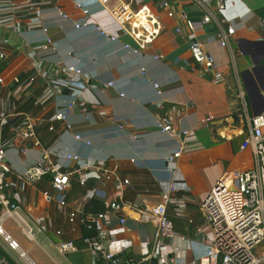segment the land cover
I'll list each match as a JSON object with an SVG mask.
<instances>
[{"label": "built area", "instance_id": "obj_1", "mask_svg": "<svg viewBox=\"0 0 264 264\" xmlns=\"http://www.w3.org/2000/svg\"><path fill=\"white\" fill-rule=\"evenodd\" d=\"M190 1L198 5L203 13L201 22H195L183 14L190 30L192 57L197 63L213 67L212 56L204 42L197 37L196 31L206 23H214L219 43L229 52L236 97L240 103L238 116L247 126V135L241 148H250L253 154L251 168L234 169L231 176L220 178L216 187L201 202L203 220L209 231L204 242L205 252L197 261L198 264H263L264 252L257 255L255 250L264 244V111L258 115L252 113L232 39L236 31L234 22L245 13L230 12V6L237 0H216L215 7L210 0ZM62 2L0 0V26L12 30L30 47L28 50L21 49L11 44L6 36L0 38V65L4 61L7 63L0 72V204L5 208L0 216V236L9 247L21 255L25 254L4 228V220L6 215H10L21 224L19 211L25 203V194L29 188L48 178L49 188L41 192L43 201L47 203L52 200L56 204L63 224H80L86 231L76 239L58 240L56 248L59 252L66 254L90 249L97 264H169L175 260L172 255L177 248L168 205L178 203L183 208L188 199L167 195L163 201L155 204L139 207L130 205L140 214L137 219L145 223V233L143 236L140 234V241L148 242L151 249L140 255H125L133 248V241L116 230L117 226L126 228L127 225V217L116 212L127 205L123 192L131 186L130 178L107 168L105 159L95 160L77 152L54 153L50 147L43 145L37 130L46 123L51 133L56 132L58 124H62L64 131L69 132L74 128L70 115L76 108L86 112L87 105L99 103L93 96L90 76L84 68L59 59H50L52 55H59V46L47 17L55 16L62 22H71L74 29L80 30L93 15V6H99L119 26L121 32L129 36L131 41L122 43L124 49L129 54L139 56L146 52L162 32L163 25L158 11H165L166 15L173 17L175 8L171 0H71L72 8L83 18L76 20ZM92 29L99 40L119 42L118 34L110 32L99 23L92 24ZM177 31L181 29L178 27ZM161 58V53L154 54L155 60ZM21 69L28 74L23 77ZM141 73L151 80L156 92L161 94V83L150 78L146 67H141ZM107 84L114 86L113 81ZM75 86L78 87L76 92H65V89ZM121 96L127 97L124 92ZM28 104L34 108L23 109ZM172 111L176 116H181L176 106H172ZM156 127L173 141L165 161L172 178L168 192H176L179 190L177 160L200 144L192 128L175 126L172 114L160 116ZM6 128L7 138L4 135ZM17 138L22 141L19 147L16 144ZM74 139L86 145L92 143L79 132H75ZM10 149H17L20 154L37 149L42 152L41 159L21 173L16 193L9 190V177L13 172L7 156ZM131 161L136 162V159L132 158ZM90 178L97 179L105 187L113 184L118 192L117 199L110 202V210L84 211L69 199L68 190L72 186V179L86 187ZM105 197V189L91 185L82 201L85 203ZM40 209L36 215H30L32 225L22 226L25 235L36 242L38 233H45L48 226L53 225L52 217ZM189 221L192 222L191 219ZM56 234L61 235L62 229H57ZM0 264L13 262L0 252Z\"/></svg>", "mask_w": 264, "mask_h": 264}, {"label": "crops", "instance_id": "obj_2", "mask_svg": "<svg viewBox=\"0 0 264 264\" xmlns=\"http://www.w3.org/2000/svg\"><path fill=\"white\" fill-rule=\"evenodd\" d=\"M171 2L175 15L169 17L165 11H158L163 25L162 32L146 52L139 56L129 54L124 49L122 43L131 41L129 36L122 33L119 26L99 6H93V15L80 30L74 29L71 22H62L55 16L47 17L59 46V55H52L50 59H59L84 68L90 76L93 96L99 103L87 105L86 112L76 108L70 115L74 128L69 132L64 131L62 124H58L56 132L51 133L46 123L37 132L43 145L50 147L54 153L77 152L95 160L105 159L107 168L130 178L131 186L123 192L127 205L116 212L127 217L126 228L117 226L116 230L133 241V248L125 255H140L151 249L148 242L140 241V234L143 236L145 233V223L137 219L140 214L131 206L155 204L163 201L167 195L172 198H187L188 203L183 208L178 203L168 205V212L174 223V243L177 248L171 254L175 260L169 264H198L197 258L205 252L204 242L209 231L204 223L200 204L216 187L220 178L231 176L234 169L251 168L253 154L250 148H241L247 135V126L241 123L238 116L240 103L236 97L229 52L219 43L215 24L206 23L196 31L197 37L204 42L212 56L213 67L209 68L206 64L197 63L192 57L190 30L183 18V14H186L195 22H201L202 11L190 0ZM210 3L215 7L216 0H210ZM62 5L74 19L83 20L82 15L72 8L71 0H63ZM230 12L245 13L234 22L236 31L232 38L239 71L251 68L256 61L257 64H264V59H258L260 54L245 55L238 47L239 39L264 40V0H237L230 6ZM94 23L118 34L119 42L99 40L92 29ZM178 27L180 32L177 31ZM3 29L11 44L21 49L30 48L12 30ZM156 53H161L163 58L155 60ZM5 64L6 61L0 65V72ZM143 66L147 68L152 80L161 83V94L156 92L151 80L142 75ZM20 73L23 77L28 74L23 69ZM109 81H113L114 86H109ZM77 90L78 87L75 86L65 89V92L74 93ZM122 92L127 97L121 96ZM172 106L180 109L181 116L174 114ZM32 108L34 106L28 104L23 109ZM166 114L174 116L176 127L192 128L200 144L177 160L179 190L172 193L168 192L172 178L166 168L165 156L170 153L173 141L156 127L157 119ZM7 131L8 128L4 133L6 138ZM75 132L91 140V145L75 140ZM7 156L13 170L9 177V190L16 193L21 173L41 159L42 152L37 149L20 154L17 149H10ZM132 158L136 162L131 161ZM91 185L105 189L107 197L83 203L82 200ZM47 188L48 178L29 188L20 210L26 217L20 211L19 215L23 227L33 224L30 215H36L40 208L51 216L53 225L48 226L46 231L50 235L46 236L54 250L50 252L38 241H33L43 252L32 253L14 237L25 252L24 255L9 247L3 238L5 245L0 242V247L8 256L11 254L15 264H97L90 249L66 254L57 250L58 240L76 239L86 231L80 224H63L56 204L52 200L47 203L43 201L41 192ZM68 197L84 211L105 212L110 210V202L117 199L118 192L113 184L105 187L95 178H90L86 187L72 179ZM0 211L1 216L5 212L1 204ZM7 217L12 216L6 215L5 219ZM59 228L62 229L61 235L56 234Z\"/></svg>", "mask_w": 264, "mask_h": 264}, {"label": "water", "instance_id": "obj_3", "mask_svg": "<svg viewBox=\"0 0 264 264\" xmlns=\"http://www.w3.org/2000/svg\"><path fill=\"white\" fill-rule=\"evenodd\" d=\"M238 47L245 55L260 54L258 59H264V40L239 39ZM257 62L251 68L240 72L254 115L264 111V64H257Z\"/></svg>", "mask_w": 264, "mask_h": 264}, {"label": "rangeland", "instance_id": "obj_4", "mask_svg": "<svg viewBox=\"0 0 264 264\" xmlns=\"http://www.w3.org/2000/svg\"><path fill=\"white\" fill-rule=\"evenodd\" d=\"M196 7H198L200 9V7L198 5L195 4ZM201 10V9H200ZM6 31L3 28H0V38L3 36H6ZM11 43V42H10ZM241 123L246 127V123L242 122ZM18 143L17 146H21V142L20 139H17ZM20 158V157H18ZM21 212V211H20ZM1 213V211H0ZM21 214L26 217V215L24 214V212L22 211ZM4 228L16 239H18L23 247L27 250L29 249L32 253H38V252H43V249L35 246L33 241H30L25 234L23 233L22 230V225L20 223H18L14 217H7L4 221ZM46 235H50L49 231L45 230V233H38L36 240L42 244L43 248H45L48 251H52L54 250L51 245L49 244L50 241L48 239V237ZM0 242L1 244H4L2 237L0 236ZM5 245V244H4ZM264 252V244L259 245L256 250L255 253L257 255H261ZM7 255V254H6ZM10 256H8V258L14 263L15 259L11 256V254H9ZM15 264V263H14ZM264 264V263H263Z\"/></svg>", "mask_w": 264, "mask_h": 264}, {"label": "trees", "instance_id": "obj_5", "mask_svg": "<svg viewBox=\"0 0 264 264\" xmlns=\"http://www.w3.org/2000/svg\"><path fill=\"white\" fill-rule=\"evenodd\" d=\"M0 252L3 253V254H5V252L3 251V249L1 247H0Z\"/></svg>", "mask_w": 264, "mask_h": 264}]
</instances>
